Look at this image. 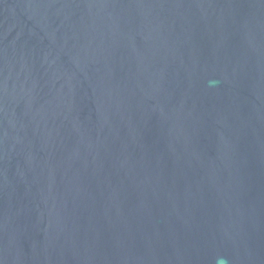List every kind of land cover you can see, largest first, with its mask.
<instances>
[{
	"label": "water",
	"instance_id": "water-1",
	"mask_svg": "<svg viewBox=\"0 0 264 264\" xmlns=\"http://www.w3.org/2000/svg\"><path fill=\"white\" fill-rule=\"evenodd\" d=\"M264 264V0H0V264Z\"/></svg>",
	"mask_w": 264,
	"mask_h": 264
},
{
	"label": "clouds",
	"instance_id": "clouds-1",
	"mask_svg": "<svg viewBox=\"0 0 264 264\" xmlns=\"http://www.w3.org/2000/svg\"><path fill=\"white\" fill-rule=\"evenodd\" d=\"M217 264H226V261H224L223 259H219Z\"/></svg>",
	"mask_w": 264,
	"mask_h": 264
}]
</instances>
